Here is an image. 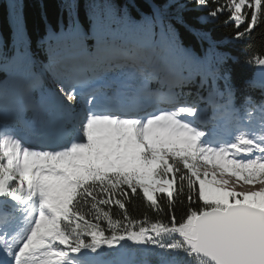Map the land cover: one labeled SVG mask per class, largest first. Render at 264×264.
Returning <instances> with one entry per match:
<instances>
[{
  "label": "snow or ice",
  "instance_id": "obj_1",
  "mask_svg": "<svg viewBox=\"0 0 264 264\" xmlns=\"http://www.w3.org/2000/svg\"><path fill=\"white\" fill-rule=\"evenodd\" d=\"M189 5L205 22L227 15L236 41L264 27V0H164L139 19L116 0H71L65 30L49 36L58 47L38 68L15 16V55L0 41L23 84L0 89V121L12 122L0 123V264H90L82 253L124 242L160 264H264V89L258 102L245 97L241 115L222 70L228 54L206 31L203 56L180 39L172 21L186 26L179 9ZM249 63L264 78V57ZM197 78L229 118L219 139H205L203 109L183 99ZM134 197L156 218L133 219Z\"/></svg>",
  "mask_w": 264,
  "mask_h": 264
},
{
  "label": "trees",
  "instance_id": "obj_2",
  "mask_svg": "<svg viewBox=\"0 0 264 264\" xmlns=\"http://www.w3.org/2000/svg\"><path fill=\"white\" fill-rule=\"evenodd\" d=\"M15 9L14 15H20L21 25L24 30L26 39L25 48L27 53L37 58L42 66H45L48 61V48L53 44V40H49L52 32L65 30L66 25L70 21V10L68 4L71 0H14ZM121 7H128L131 15L139 19L140 13L151 14V5H161L164 0H116ZM175 5H183L184 0H173ZM223 2V0H221ZM83 4V0H80ZM178 11L177 7L170 9V13L174 16ZM185 25L175 24L179 31L180 39L184 46L195 51L197 55L202 56V50L205 52L208 48V43L202 40L199 33L202 31L209 32L212 39L217 43V50L228 54V59L222 66L223 72H227L231 76L230 83L235 90V105L236 107L243 104L246 96H251L254 101L261 100V91L264 86L252 85L255 79L256 64L249 63L256 56L264 57V27L254 29L246 38L236 41L232 37L237 31L230 24H226L227 15L220 16L214 23L205 22L203 17H207L206 11H197L194 5H189L179 9ZM8 5L6 0H0V41L5 45L3 51L8 57L15 54L16 46L14 45L15 34L13 28L8 24ZM198 83H199V78ZM220 90H224L223 81H219ZM191 89H196L190 86ZM204 96V92H203ZM208 99V91L205 97ZM188 100L198 102L197 96L191 92ZM216 102L223 104L224 101L217 97ZM206 104L205 107H208ZM213 109H210V113ZM129 215L136 220L143 219L145 215L155 219L156 214L147 208L145 202L139 198H133L131 203L127 205ZM111 212L114 218L119 216L120 210L116 206L111 207ZM175 214L179 218L184 214V206H177ZM126 247L123 249H107L101 248L98 253H102V258H106L115 263L117 260L124 261L125 258H138L140 256L136 245L131 242H124ZM157 257V256H156ZM117 259V260H116ZM157 263H160L157 257Z\"/></svg>",
  "mask_w": 264,
  "mask_h": 264
},
{
  "label": "rangeland",
  "instance_id": "obj_3",
  "mask_svg": "<svg viewBox=\"0 0 264 264\" xmlns=\"http://www.w3.org/2000/svg\"><path fill=\"white\" fill-rule=\"evenodd\" d=\"M8 13H9V15H8V17H9V20H8V24L10 25V26H13V11H12V8H10L9 6H8ZM19 15V14H18ZM19 18H20V15H19ZM20 22H21V19H20ZM22 26V25H21ZM23 27V26H22ZM14 43L15 44H17L16 43V40L14 41ZM25 44H26V41H25ZM58 46H57V44H56V42H54V44L49 48V54H48V57H50V49H55V48H57ZM16 50H17V48H16ZM15 53H16V51H15ZM15 55V54H14ZM28 55L30 56V54L28 53ZM32 58V57H31ZM46 78H47V80L49 81L50 79H55V77L54 76H50V77H47L46 76ZM50 82V81H49ZM52 84V83H51ZM258 84L259 83H257V82H254V83H252V85H254L255 87H258ZM55 88H56V85H53V87L51 86V89L52 90H55ZM206 114L207 113H204V110H203V113H202V117L201 118H205V116H206ZM228 116H226V115H221L220 117H216L215 118V123L216 122H218V121H222L223 122V125L225 124V125H228ZM211 137V136H210ZM213 137V136H212ZM259 188V186H257V187H255V189H258ZM84 258L86 257V256H83ZM79 258H81V257H79ZM90 264H93V262H91Z\"/></svg>",
  "mask_w": 264,
  "mask_h": 264
},
{
  "label": "water",
  "instance_id": "obj_4",
  "mask_svg": "<svg viewBox=\"0 0 264 264\" xmlns=\"http://www.w3.org/2000/svg\"><path fill=\"white\" fill-rule=\"evenodd\" d=\"M255 81L262 83L264 85V78L261 77V68L259 65H257L256 67Z\"/></svg>",
  "mask_w": 264,
  "mask_h": 264
},
{
  "label": "bare ground",
  "instance_id": "obj_5",
  "mask_svg": "<svg viewBox=\"0 0 264 264\" xmlns=\"http://www.w3.org/2000/svg\"><path fill=\"white\" fill-rule=\"evenodd\" d=\"M8 20H9V17H8ZM165 106V105H164Z\"/></svg>",
  "mask_w": 264,
  "mask_h": 264
}]
</instances>
